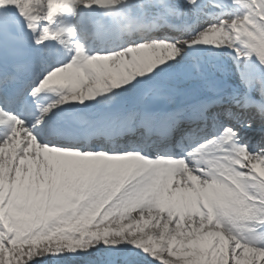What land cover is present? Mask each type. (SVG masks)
<instances>
[{
  "label": "snow or ice",
  "instance_id": "snow-or-ice-1",
  "mask_svg": "<svg viewBox=\"0 0 264 264\" xmlns=\"http://www.w3.org/2000/svg\"><path fill=\"white\" fill-rule=\"evenodd\" d=\"M0 264H264V0L0 4Z\"/></svg>",
  "mask_w": 264,
  "mask_h": 264
},
{
  "label": "bare ground",
  "instance_id": "bare-ground-1",
  "mask_svg": "<svg viewBox=\"0 0 264 264\" xmlns=\"http://www.w3.org/2000/svg\"><path fill=\"white\" fill-rule=\"evenodd\" d=\"M55 1H57V4H55L56 7L66 6L70 2V0H55ZM12 2H13V0H0V4H8V3H12ZM50 7H55V6H50ZM244 132H246V130Z\"/></svg>",
  "mask_w": 264,
  "mask_h": 264
},
{
  "label": "rangeland",
  "instance_id": "rangeland-1",
  "mask_svg": "<svg viewBox=\"0 0 264 264\" xmlns=\"http://www.w3.org/2000/svg\"><path fill=\"white\" fill-rule=\"evenodd\" d=\"M55 3H57V1H55V0H50V6H52V5L55 4ZM193 15H194V14H193L191 11H189V13H188V17H189V19H192V16H193ZM160 47L168 48L169 46L164 45V44H161ZM148 50L150 51V50H152V49H148ZM240 211L243 212V209H241Z\"/></svg>",
  "mask_w": 264,
  "mask_h": 264
}]
</instances>
